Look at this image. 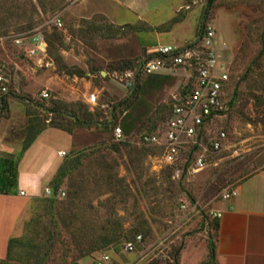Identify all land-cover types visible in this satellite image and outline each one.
<instances>
[{
  "label": "rangeland",
  "instance_id": "374dc122",
  "mask_svg": "<svg viewBox=\"0 0 264 264\" xmlns=\"http://www.w3.org/2000/svg\"><path fill=\"white\" fill-rule=\"evenodd\" d=\"M205 5L206 0H0V75L6 87L0 92L6 102L0 101V155L12 157L17 169L44 149L24 147L35 124L45 126L42 131L54 128L46 126L49 115L41 104L80 115L88 110L102 122L130 93L119 80L120 68L133 66L141 85L131 94L130 107L116 110L113 121L132 120L130 153L111 151V131L99 126L75 127L71 134L47 129L38 145L62 148L60 164L83 152L80 166L59 185L64 195L55 194L52 205L44 201L50 196L44 187L52 179L42 178L36 195L0 200L1 208L25 207L21 231L13 229L18 215L1 220L13 237L39 242L51 235L56 247L50 264H88L104 252L110 255L108 264H205L213 235L211 210L264 167V0H214L207 18ZM202 19L203 31L212 27L215 43L227 45L221 62L230 67V83L223 100L234 89L236 100L205 122L201 145L191 150L190 142L182 143L176 161L168 164L162 146L142 145L139 135L162 134L168 106L181 97L187 77L176 67L159 83L140 74L138 66L157 45H198ZM36 34L44 38L42 53L32 50ZM77 69L81 75L72 73ZM43 90L49 97H41ZM91 93L97 98L89 104ZM219 131L225 137L215 151L209 144ZM189 153L193 161L204 155L203 168L193 170L186 162ZM100 155L105 156L102 168ZM126 239H133L131 251L125 249ZM12 249L13 263L24 264L18 256L29 254V247L17 243Z\"/></svg>",
  "mask_w": 264,
  "mask_h": 264
},
{
  "label": "built area",
  "instance_id": "2783aa9c",
  "mask_svg": "<svg viewBox=\"0 0 264 264\" xmlns=\"http://www.w3.org/2000/svg\"><path fill=\"white\" fill-rule=\"evenodd\" d=\"M59 24V21H58ZM215 31L212 27L206 26L198 45H190L185 48H174L171 45H157L156 54L145 59L139 72L143 74H151L166 70L173 72L176 67H181L185 71L186 77L194 79V85L186 89V93L181 95L179 100L174 101L171 114L165 123L162 134L156 132H143L139 136V143L144 145L162 146V159L168 164H173L178 155L180 145L184 142H190L197 148L201 145V137L197 138L199 132L206 121L211 119L215 114L227 109L228 101H224L225 90L230 83V67L222 63V51L227 48L225 42L216 44L214 40ZM34 51L43 52L44 38L41 35L32 37ZM163 72V71H162ZM136 77V71L133 69L124 70L119 76V80L125 88L132 85ZM4 78L0 75V92H5ZM42 98L49 97L47 90L41 92ZM97 96L91 93L87 96V103H94ZM113 140H124V134L120 126L113 128ZM183 135L185 141L179 136ZM201 135V133H200ZM225 137L224 131H219L217 137L210 142L213 150L222 147L221 140ZM59 156L65 154L64 151H57ZM205 165L204 155H199L193 162L192 168L197 171ZM20 195L24 192L20 191ZM50 186L44 187V194L51 195ZM237 194L236 187L230 189L223 195V199H229ZM64 193L61 188L56 192L57 197H62ZM181 207H184L182 204ZM213 217H219L220 213L211 210ZM140 239V235L136 236ZM134 248V242L125 243V249L131 251ZM110 261V255L106 252L102 253L98 258L93 260L91 264H106Z\"/></svg>",
  "mask_w": 264,
  "mask_h": 264
},
{
  "label": "crops",
  "instance_id": "0c3cea01",
  "mask_svg": "<svg viewBox=\"0 0 264 264\" xmlns=\"http://www.w3.org/2000/svg\"><path fill=\"white\" fill-rule=\"evenodd\" d=\"M154 50L147 53L149 57L154 55ZM162 71L163 73L168 72ZM47 129L56 128L44 129L28 148V150L34 148L39 150L43 147L41 155L32 154L24 160V169H17L18 184L15 190L23 191L24 194L0 193V200L29 198L31 195H36L39 191L37 186L42 182L41 179L45 178V183H47L53 177L61 162L57 151L63 149H51L47 146L45 148L44 145H38L40 136ZM2 157L6 156L0 155V158ZM236 189V196L223 199L226 202L222 205L218 204L214 209L220 213L217 237L214 240V264H264V167L244 178L236 186ZM24 210L25 207L17 210L0 207L2 215H0V260L6 256L8 240L15 235L12 234L13 231H10L11 228H2L1 220L6 218L4 215H18L19 220L13 225V229L19 228L21 231Z\"/></svg>",
  "mask_w": 264,
  "mask_h": 264
},
{
  "label": "trees",
  "instance_id": "16d2710c",
  "mask_svg": "<svg viewBox=\"0 0 264 264\" xmlns=\"http://www.w3.org/2000/svg\"><path fill=\"white\" fill-rule=\"evenodd\" d=\"M213 4H214V0H206L205 9L203 12L204 18H207L209 11L213 7ZM203 26H204V19L200 20V22L197 26V33H196L197 38H200L202 36ZM153 54H156V52L154 51ZM142 62L138 66L139 68H140ZM250 68H251V65H249L247 67V70H249ZM120 69H121L120 72H123L126 69H133V66L127 65L126 67H123ZM72 73L76 74V75H81L82 71L77 69V70L73 71ZM140 74L153 76L155 80L158 79L156 81L161 83V82H163L169 78V74H171V72H165V73L156 72V73H151V74L140 73ZM244 76H245V74H244ZM138 78H139L138 73L136 71V77H135L132 85L127 87V90L130 93L128 95H126V97L119 100L117 103H115L112 106V110L110 112V117L108 120L101 122L96 117H94L93 113H90L88 110L86 111L87 107L85 105L83 107L85 108L86 112L83 115H80V111H78V110L74 111L72 109H65L63 107L61 108V107H58L56 105H52V107H47V106H44V104H41L44 107V111H46L47 114L50 116V117L48 116L47 118H45L48 120L46 122V126H51L54 128L64 130L65 132H67L69 134L72 133L73 128H75V127L78 128V127H90V126L96 127V126H99V127H102V128H105V129L111 131L112 140H113V135H112L113 128L115 126H120L125 138H124V140H121V141H115L114 140L109 146L110 150L113 152H120V151H122V148H124L123 151H126V153H130L131 152V148H130L131 145H130L129 140H128V135H129V130L132 126V120L126 116L122 119V122L117 124V125L113 121H115V119L117 117V115L115 113L116 110H118V109L122 110L123 107H130V105L132 103L131 99H133L131 94H135L136 92H138L139 88L141 87V85L138 83ZM193 85H194V79L192 77H187V83L181 89L180 94L184 95L186 93V89L191 88ZM235 96H236V91L234 89L232 92V95L228 99V105L229 106L235 102V100H236ZM0 101H1L3 106H6V102H5L4 98L1 97ZM173 103L170 106H168L167 120L171 114V108H172ZM120 107H122V108H120ZM79 109H80V107H79ZM128 115H130V114H128ZM65 118H69L70 123L66 124ZM37 127H38V125L35 124L34 130L31 129L28 132V136L26 137L24 147L30 146L31 143L36 139L37 135L42 131L43 128H45V126H41V125L39 126V128H37ZM144 132H148V131H144ZM150 132H152V131H150ZM200 133L201 132H199L197 135L198 139H200ZM142 145H144V144H142ZM145 146H148V145H145ZM209 146H210V144H209ZM194 148H196L195 145H192L191 150H193ZM82 153H83L82 151L75 152L74 155H71V157L69 159H65L64 162L58 166L56 172L54 173L53 177L51 178L52 179V185L50 186V188L52 190V193L49 197H45L43 199L44 201L49 202L50 205H52L54 203V201L56 200L55 194L59 188L60 183L64 179V177L67 174H69V172L76 170L80 166ZM99 157L102 159L101 164H100V166L102 168V164L104 163L105 156L100 155ZM0 161H1V163H0L1 164V168H0V193H4V194L13 193V192H15V189H16L15 187H16V182H17L16 161L12 157H8V156L0 158ZM186 162L189 164H191V162L192 163L194 162L193 157L191 156V153L188 154ZM103 166L106 169L110 168L108 163H105ZM217 227H218V217H213V235H212V237L209 236V238H208L207 261L205 262V264H213V262L215 260L214 240L217 237L216 236L217 235ZM31 240H32L31 238H27L25 236H23L22 238L21 237L20 238L11 237L8 240L6 256L0 260V264H15V263H13V261H15L13 259V257H15V254H14L12 248H13V244L15 245L17 243H19L20 245H26L29 247V250H30L29 254L27 251V253H25V255L22 254V258L18 256V258L21 259L22 262L24 261V264H50L53 261L50 259L51 253H53V250L56 247L55 242L51 238V235L48 234V237L44 241L41 240V241L37 242V241H31ZM131 240H133V239H126L124 242L126 243V242L131 241ZM22 242H23V244H22ZM176 254H177V251H175L173 254L174 263H177V255ZM99 256H97L96 258H98ZM95 259H93V260H95Z\"/></svg>",
  "mask_w": 264,
  "mask_h": 264
},
{
  "label": "water",
  "instance_id": "95a60500",
  "mask_svg": "<svg viewBox=\"0 0 264 264\" xmlns=\"http://www.w3.org/2000/svg\"><path fill=\"white\" fill-rule=\"evenodd\" d=\"M102 73L104 74L105 72H104V71H102Z\"/></svg>",
  "mask_w": 264,
  "mask_h": 264
}]
</instances>
